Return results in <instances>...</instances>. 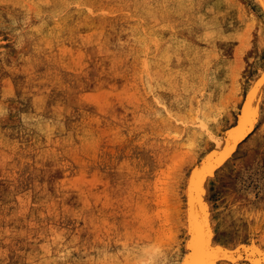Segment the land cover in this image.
<instances>
[{"label":"rangeland","instance_id":"1","mask_svg":"<svg viewBox=\"0 0 264 264\" xmlns=\"http://www.w3.org/2000/svg\"><path fill=\"white\" fill-rule=\"evenodd\" d=\"M199 229L264 264V6L0 0V264H191Z\"/></svg>","mask_w":264,"mask_h":264},{"label":"bare ground","instance_id":"2","mask_svg":"<svg viewBox=\"0 0 264 264\" xmlns=\"http://www.w3.org/2000/svg\"><path fill=\"white\" fill-rule=\"evenodd\" d=\"M254 2L258 3L259 5H261V7L264 6V0H254ZM250 113L251 112H249V114H248V118H249ZM248 118L246 117V119H248ZM237 127L238 126H236V128ZM243 134H244L243 126H241V128L238 129L236 132H234V136H235V138H237V140L241 139ZM197 234H198V236H197V244H196V247L194 249V259H193L191 264H200L203 261L202 251H203V246H204V237L202 235L201 229H199L197 231Z\"/></svg>","mask_w":264,"mask_h":264},{"label":"water","instance_id":"3","mask_svg":"<svg viewBox=\"0 0 264 264\" xmlns=\"http://www.w3.org/2000/svg\"><path fill=\"white\" fill-rule=\"evenodd\" d=\"M244 121H241L239 124H237V128L235 129V132L243 126Z\"/></svg>","mask_w":264,"mask_h":264}]
</instances>
